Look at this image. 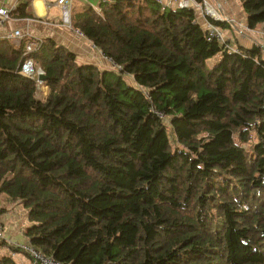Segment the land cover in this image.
I'll list each match as a JSON object with an SVG mask.
<instances>
[{"label": "trees", "instance_id": "trees-1", "mask_svg": "<svg viewBox=\"0 0 264 264\" xmlns=\"http://www.w3.org/2000/svg\"><path fill=\"white\" fill-rule=\"evenodd\" d=\"M239 3L264 24V0ZM69 24L132 83L50 37L28 53L0 37V198L24 236L70 264H264V51H222L193 10L155 0L71 6Z\"/></svg>", "mask_w": 264, "mask_h": 264}, {"label": "crops", "instance_id": "crops-1", "mask_svg": "<svg viewBox=\"0 0 264 264\" xmlns=\"http://www.w3.org/2000/svg\"><path fill=\"white\" fill-rule=\"evenodd\" d=\"M18 1L19 0H0V7L12 13ZM100 1L101 0H70V7L86 3L94 9H97ZM218 1L226 17L239 19L240 22H244L243 12L240 13V11L233 8L240 6L236 4V1L234 4L233 1L230 0ZM170 7H175L174 1L171 2ZM25 12L28 14L26 17H20L10 13V17L0 23V37H2L5 31L18 28L22 33H27L29 36L50 37L56 43L67 47L75 54V61L78 64H93L97 66L98 69H114L112 62L103 56L87 39L82 35H78L72 28L70 29L59 24L60 10L54 0H30L25 8ZM261 24L258 27L256 25L253 29L264 30V26ZM226 28L228 27L226 26ZM226 28L223 30L226 31ZM225 33L229 38L230 33L228 31ZM230 38V40H235V35ZM246 38L245 40L239 39V41L236 39V45L249 46L251 41ZM18 41L19 40H12L11 42L16 44ZM13 204H15V208L12 207ZM18 206H20V204L18 205L14 202L4 203V210L0 213V225L2 227L4 241L7 243L24 242L28 240L23 234V229L29 222L26 220L25 210H21ZM6 251L9 253L7 248ZM0 253L4 252L0 249ZM12 257L19 264H33L29 258L21 252H16Z\"/></svg>", "mask_w": 264, "mask_h": 264}, {"label": "built area", "instance_id": "built-area-1", "mask_svg": "<svg viewBox=\"0 0 264 264\" xmlns=\"http://www.w3.org/2000/svg\"><path fill=\"white\" fill-rule=\"evenodd\" d=\"M160 7H169L171 2H175L177 7H185L193 10L195 20L203 28L207 39H214L222 48L221 50H229L237 52L238 48L230 44V39L222 33V30L214 23L215 21H225L230 27L239 35L247 37L252 43L257 44L264 51V30H254L248 27L246 24L243 25L241 22H235L232 18L226 17L216 0H155ZM55 4L58 5L60 10L59 24L67 28H70L69 24V10L70 0H54ZM10 17L9 10L0 7V23L7 20ZM71 29V28H70ZM78 35L80 32L73 29ZM2 37L12 41L20 40L25 37L23 42V53L31 52L41 42L39 36H29L27 33H22L18 28L5 31ZM221 51L212 55L208 61H213L218 58ZM111 61V60H110ZM112 62V61H111ZM114 70L119 72L124 77L127 76L121 71V67L112 62ZM18 73L32 79L35 82V86L42 93L45 92V87L41 86V80L39 76L42 74V70L36 65L30 57L24 58L18 65ZM156 115L163 118V114L160 111H154ZM0 240H4L2 227L0 225ZM13 248L23 254H25L33 264H70L55 260L51 256L45 255L37 250L29 240L24 242H10L8 243ZM16 252L9 250V255L13 256Z\"/></svg>", "mask_w": 264, "mask_h": 264}, {"label": "rangeland", "instance_id": "rangeland-1", "mask_svg": "<svg viewBox=\"0 0 264 264\" xmlns=\"http://www.w3.org/2000/svg\"><path fill=\"white\" fill-rule=\"evenodd\" d=\"M217 1V3L219 4V6H220V8H221V5H220V3H219V1L218 0H216ZM230 1H233V4L235 3V1H236V4L237 5H240V3H239V0H230ZM222 7H223V5H222ZM234 9H237V11H240V13H242V9H241V7L240 6H238V7H233ZM224 9V8H223ZM221 11H222V9H221ZM224 11L226 12V10L224 9ZM235 22H240L239 21V19H233ZM241 20V19H240ZM243 25H245V22H241ZM260 24H257V27L259 26ZM261 25H263L264 26V24H261ZM228 28H226L227 30L226 31H228L229 33H230V37H232L233 35H235V40L237 39L238 41H239V39H243V40H245V38L246 37H244V36H241V35H239V34H237L231 27H229V26H227ZM221 30H222V33L224 34V36H226V37H228L227 35H226V31H224L223 29L224 28H221V27H219ZM254 30H258V29H254ZM229 37V39H231ZM247 39V38H246ZM235 40H230V44L231 45H233V46H236V43L237 42H235ZM249 43V42H248ZM250 44H251V42H250ZM264 55H263V53H262V57H263ZM114 70V69H113ZM115 71V70H114ZM116 72V71H115ZM123 79H124V81L126 82V83H128V84H130V83H132V81H131V79H130V77L129 76H125V77H123ZM167 119H168V117H164L163 118V122H164V124H165V132H166V136H167V138H168V142L170 143V146L172 147L173 145H174V139H173V134H172V131H171V128H170V126L167 124L168 122H167ZM14 203H16V204H18L17 202H14ZM3 204H4V202H3V200L0 198V206H3ZM19 205V204H18ZM12 207L13 208H15L16 206H15V204H13L12 205ZM19 208H21V210H23L24 208H22L21 207V205L20 206H18ZM0 249L5 253V254H7V251H6V247L5 246H0Z\"/></svg>", "mask_w": 264, "mask_h": 264}, {"label": "water", "instance_id": "water-1", "mask_svg": "<svg viewBox=\"0 0 264 264\" xmlns=\"http://www.w3.org/2000/svg\"><path fill=\"white\" fill-rule=\"evenodd\" d=\"M39 79H40V80L44 79V75L41 74V75L39 76Z\"/></svg>", "mask_w": 264, "mask_h": 264}]
</instances>
